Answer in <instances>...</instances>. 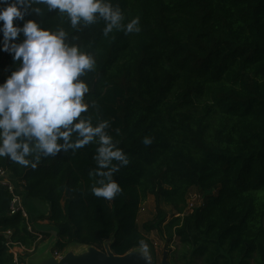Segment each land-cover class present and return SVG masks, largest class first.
I'll list each match as a JSON object with an SVG mask.
<instances>
[{"label":"trees","instance_id":"1","mask_svg":"<svg viewBox=\"0 0 264 264\" xmlns=\"http://www.w3.org/2000/svg\"><path fill=\"white\" fill-rule=\"evenodd\" d=\"M112 2L125 22L140 17V33L104 37L103 22L77 33L43 5L25 19L61 26L94 53L96 70L83 79L95 114L110 121L129 156L114 176L123 192L113 201L91 194L93 145L41 159L36 169L0 159L24 183L29 214V223L10 216L11 196L0 188V264H14L7 241L30 249L51 237L35 229L38 221L57 232L52 253L109 242L121 256L143 239L157 264L155 231L166 247L179 240L180 250L169 251L173 264H264V0ZM15 66L0 52V81ZM144 136L153 137L150 146ZM192 189L201 201L190 208ZM149 197L153 217L139 225ZM34 200L46 214L30 209Z\"/></svg>","mask_w":264,"mask_h":264},{"label":"clouds","instance_id":"2","mask_svg":"<svg viewBox=\"0 0 264 264\" xmlns=\"http://www.w3.org/2000/svg\"><path fill=\"white\" fill-rule=\"evenodd\" d=\"M36 5L66 18L77 33L103 22L104 37L114 31L140 33V17L125 22L123 11L112 0H0V52L9 54L16 65L0 81V159L36 169L41 159L93 145L95 167L88 172L91 194L113 201L123 192L114 176L130 159L110 134V121L95 114L97 105L83 79L96 70L95 55L75 42L76 35L70 39L63 27L45 28L36 20H26L41 14ZM141 143L150 146L153 137L144 136ZM136 253L151 264L145 240L138 241Z\"/></svg>","mask_w":264,"mask_h":264},{"label":"water","instance_id":"3","mask_svg":"<svg viewBox=\"0 0 264 264\" xmlns=\"http://www.w3.org/2000/svg\"><path fill=\"white\" fill-rule=\"evenodd\" d=\"M56 231L51 232L48 243L37 249L34 255L25 260V264H145L138 253V249H133L124 255L117 256L110 250V243H104L103 250L92 246H83V249L67 251L62 253L60 260H56L50 252L55 242ZM46 247V248H44ZM153 264V262H151ZM160 264L168 263V254L163 251Z\"/></svg>","mask_w":264,"mask_h":264},{"label":"built area","instance_id":"4","mask_svg":"<svg viewBox=\"0 0 264 264\" xmlns=\"http://www.w3.org/2000/svg\"><path fill=\"white\" fill-rule=\"evenodd\" d=\"M23 187L24 183L17 181L10 171L0 168V188L6 190L11 196V201L8 209L9 215H20L26 222L29 223V214L23 204L21 197ZM27 228L30 231L32 229V226L28 224ZM5 235L9 236L10 232L7 231ZM4 246L7 252L12 256L14 264H25L24 258L35 251V247L26 249L22 245L11 241H7ZM52 256L56 260H60V258L62 257V253L54 252L52 253Z\"/></svg>","mask_w":264,"mask_h":264},{"label":"rangeland","instance_id":"5","mask_svg":"<svg viewBox=\"0 0 264 264\" xmlns=\"http://www.w3.org/2000/svg\"><path fill=\"white\" fill-rule=\"evenodd\" d=\"M201 199H200V195L198 194V192L195 189H192L188 195V202H189V207H193L196 206L198 203H200ZM34 201H29L27 204L30 206V209L36 213H41V214H46V209L44 207V203L41 202H35ZM35 207H37V211L35 209ZM154 201L152 197H149L148 199H146L140 207V212H139V216H138V224L141 225L142 223L150 220L153 217L154 214ZM162 208L169 213L170 212V208L165 205L162 204ZM35 227L40 230V231H44V232H48L49 230L47 228L44 227H40L35 225ZM52 232V231H51ZM50 232V233H51ZM164 235H159L157 232H151L149 234V238L152 240L154 247L156 249L157 252V257H158V262L160 263L161 257H162V251H166L167 254L169 253V251H177L180 250V244H179V240L177 238H172L171 242L169 243L168 247H166V239L163 238ZM51 238V237H49ZM46 248V247H44ZM47 249V248H46ZM83 249V246H79V245H70L67 248V251H75L78 252L80 250ZM158 263V264H159ZM170 263H171V259H170ZM173 264V263H171Z\"/></svg>","mask_w":264,"mask_h":264},{"label":"crops","instance_id":"6","mask_svg":"<svg viewBox=\"0 0 264 264\" xmlns=\"http://www.w3.org/2000/svg\"><path fill=\"white\" fill-rule=\"evenodd\" d=\"M45 206H46V205H45ZM35 209L37 210L38 208L35 207ZM36 225H37V226H40V227L47 228V229L49 230L48 233H50L51 231H53V230L51 229V227L49 226V223H48L47 221H38V222L36 223ZM35 229H37V228H35ZM37 230H38V229H37ZM50 234H51V233H50ZM49 240H50V238L47 239V240H45V241H43V242H39V243L37 244V247H35V251H34L32 254H30V255H28V256H26V257L24 258V262H25V260H26L27 258H29V257H31L32 255H34L38 248L45 246V245L48 243ZM50 252H51V251H50ZM51 253H52V252H51ZM162 254H163V251H162ZM161 259H162V257H161ZM170 259H171V258L169 257V253H168V263H169V264H171V263H170ZM157 261H158V257H157ZM160 262H161V260H160ZM158 263H159V262H158ZM158 263H157V264H158ZM159 264H160V263H159Z\"/></svg>","mask_w":264,"mask_h":264}]
</instances>
